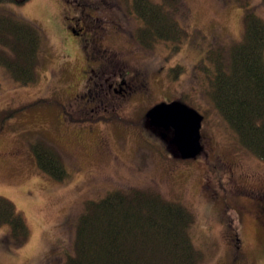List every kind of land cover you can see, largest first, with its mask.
I'll return each instance as SVG.
<instances>
[{"label": "rangeland", "instance_id": "rangeland-1", "mask_svg": "<svg viewBox=\"0 0 264 264\" xmlns=\"http://www.w3.org/2000/svg\"><path fill=\"white\" fill-rule=\"evenodd\" d=\"M66 1L0 2V10L34 23L42 34L34 82L19 85L0 65V196L13 202L29 228L27 241L14 245L8 226H0V264H65L84 201L115 188L152 190L193 213L199 264H264V162L241 148L205 94L196 67L208 51L227 50L242 38L246 8L264 20V0H178V10L171 12L184 37L153 50L132 38L138 22L131 14L120 15L130 9L129 0L126 6L122 0H86L85 10L101 19L104 44L112 43V30L125 41L110 47L107 71L127 72L131 87L130 94L101 96L103 106L94 117L114 110L139 118L152 105L186 93L183 102L203 117L202 151L183 161L168 141L172 131L161 139L146 120L128 127L78 124L65 116L62 105L75 117L86 109L80 101L84 52L65 29L64 8L71 10ZM176 65L184 68L177 77L170 72ZM39 140L62 158V181L37 166L31 146Z\"/></svg>", "mask_w": 264, "mask_h": 264}, {"label": "trees", "instance_id": "trees-1", "mask_svg": "<svg viewBox=\"0 0 264 264\" xmlns=\"http://www.w3.org/2000/svg\"><path fill=\"white\" fill-rule=\"evenodd\" d=\"M27 1L0 0L21 6ZM177 2L131 0L129 8L138 22L135 38L143 48L153 50L162 42L168 45V41L178 44L184 37L182 26L171 12L178 10ZM243 23L242 38L222 50L227 51L226 58L220 49H212L206 51L205 59L196 67L203 77L205 94L234 132L241 148L264 162V20L246 8ZM41 42L42 34L34 23L0 10V65L19 85L36 80ZM171 71L177 77L184 68L176 65ZM185 99H189L186 93L179 101ZM62 109L70 121L78 124L114 122L140 127L146 122V111L139 118H127L114 110L98 117L79 112L81 115L75 117L65 105ZM31 148L37 166L62 181L67 172L57 151L40 140ZM77 219L73 251L65 264L200 262L202 254L191 234L193 213L152 190H109L102 198L84 201ZM3 225L8 226L7 233L14 245L27 241L29 228L25 218L12 201L0 196V226Z\"/></svg>", "mask_w": 264, "mask_h": 264}, {"label": "flooded vegetation", "instance_id": "flooded-vegetation-1", "mask_svg": "<svg viewBox=\"0 0 264 264\" xmlns=\"http://www.w3.org/2000/svg\"><path fill=\"white\" fill-rule=\"evenodd\" d=\"M73 1H66L69 6L71 5V10L69 11H72L73 16H69L71 14L67 10V8H64L65 14L63 15V18L65 19V29L70 33V35H73L74 38L77 39V41L81 42V48L84 52L83 54L85 63L83 65H85V68L82 70V72H84V75L81 82L82 90H80V101L86 106V109H83L84 111L80 109V111L86 114L91 112L90 114L96 115L98 107L103 104V101H100V99H102L101 96L108 97L110 95L113 96L114 94H130L131 87H128L126 85V76L128 73L125 72V75H123L122 73H118V71H107L108 62H110L107 52L110 51V47L113 46V44L118 45L119 43L122 44L125 41L121 39V35L119 34V32H114V30H112L111 32L107 31V34H109V37L112 40V43L105 45L103 40H101L103 31L101 33L99 29L103 27L101 19L97 16H94V13L90 8L88 10H85V7L90 6V4H88L89 2L86 0ZM118 1L120 3H122L123 1L126 6V0ZM83 3L84 5L82 6L81 4ZM129 4H131V0H129ZM78 6L80 7L79 9ZM81 7L83 8L81 9ZM127 13H130L134 18L132 10L128 8L124 10L120 15H123L124 17L127 16ZM119 18H121V16ZM134 20L135 22L137 21L135 18ZM135 31L134 34L133 31L131 32V35L133 34V39H136ZM136 41L138 42L137 39ZM103 64H106V66H104ZM89 103L91 104V108L87 109ZM158 131L160 130L158 129ZM262 213H264V210ZM262 226L264 228V222H262Z\"/></svg>", "mask_w": 264, "mask_h": 264}, {"label": "water", "instance_id": "water-1", "mask_svg": "<svg viewBox=\"0 0 264 264\" xmlns=\"http://www.w3.org/2000/svg\"><path fill=\"white\" fill-rule=\"evenodd\" d=\"M145 118L150 127L160 129L162 139L169 130L172 131L168 141L176 148L180 159H193L202 151L200 127L203 117L184 102L162 100L146 110Z\"/></svg>", "mask_w": 264, "mask_h": 264}]
</instances>
